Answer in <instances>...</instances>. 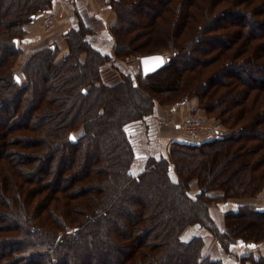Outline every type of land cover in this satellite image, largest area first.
<instances>
[{"label":"trees","instance_id":"16d2710c","mask_svg":"<svg viewBox=\"0 0 264 264\" xmlns=\"http://www.w3.org/2000/svg\"><path fill=\"white\" fill-rule=\"evenodd\" d=\"M169 2L174 0L161 4ZM234 3L214 13L213 0H177L176 8L163 9L176 11L168 18L171 32L168 24L151 22L167 39L140 50L131 49L129 40L121 43L136 24L125 13L128 0H118L113 43L125 46L124 51L116 48L115 56L106 48L105 54L91 44V33L82 26L67 32L71 45L63 57L57 59L56 46L34 51L24 66L26 79L19 77V82L13 66L22 52L24 27L56 10L55 0H0V123L7 113L11 123L0 130L5 140L0 144V221H8L0 232L4 237L15 232L16 237L12 247L0 252V264H224L202 250L203 232L215 236L225 252L234 251L235 244L263 242L264 232H251L264 227V205L241 204L226 211L225 232L217 230L210 214L214 186L225 199L264 190V138H254L255 133L264 135V110L257 108H264V94L249 103L245 97L254 89L264 92V62L257 50L250 59L252 41L264 36V19L254 17L255 9H242L246 0ZM224 18L241 28L213 38V31L226 28L213 23ZM191 22L188 33H196L198 43L219 44L210 49L218 50L214 55L202 59L191 55L192 49L182 52L191 41L185 44L184 38L190 36L175 37L174 29L182 33ZM197 33L208 35L200 39ZM228 40H241L238 54L247 59L226 60L223 68L209 72L230 48ZM168 45L174 47L170 59L157 71L135 77L121 71L117 82L103 81L106 62L160 53ZM190 99L236 131L199 143L173 139L168 157L138 154L136 141L144 138L155 103L175 107ZM246 117L251 118L242 122ZM20 118L28 121L18 123ZM21 154L27 160H20ZM192 178L199 185L195 196L189 192ZM188 228L196 233L185 232Z\"/></svg>","mask_w":264,"mask_h":264},{"label":"rangeland","instance_id":"374dc122","mask_svg":"<svg viewBox=\"0 0 264 264\" xmlns=\"http://www.w3.org/2000/svg\"><path fill=\"white\" fill-rule=\"evenodd\" d=\"M103 1H104L106 8L110 9V11L113 13L114 17H116V21H117V18L119 17L118 16L119 15L118 9L120 8V6L118 4L116 5V2L118 0H115L114 9H112V7H111V4L114 5L113 0H103ZM164 1L165 0H152V1L147 3V1H145V0H128V2L130 4L128 5L127 9L125 10L126 11L125 13H126L127 17L134 19L136 25L133 28H131L129 31L124 33V35L122 36L123 38L121 37V43L123 44V42H124V44H126L127 40H129V45H130L131 49L138 47V49H140V50H144V49L147 50L149 47L153 46V45H151V43L152 44L158 43V42L160 43L163 41V39H167L166 38L167 36L165 33L161 34L155 28H157L158 24H160V23L161 24L166 23L165 27L168 28V26H167V24L169 25L168 18L170 19L173 15H175L176 11L172 10V13H170L169 11H167V12L163 11V9H166L165 7L176 8L177 7V4H176L177 0H174V3L169 2L167 5L163 6L161 3ZM242 1L243 0H236V1H234V0H213V11H215L214 13H216V12L221 11L222 9L226 10V9L232 7L233 4H235L234 2H242ZM246 1H247V3L242 6V9L248 10L250 12H253L255 9V10H257V12H255L254 17L264 19V0H246ZM126 2H127V0H126ZM204 4L206 5V3H204ZM166 10H168V9H166ZM87 13L88 14L85 13L84 15H82L84 21L78 22L79 25L76 24L75 26H72L69 29V32L70 31H78L79 29H81L82 26H84V28H85L84 30H89V33H92L94 30L89 24H94V23L95 24H102L101 23L102 17H101V15H99V13H96V12H92V13L87 12ZM58 15H59V21H60L61 16H60L59 12H58ZM152 15H154V17H150ZM167 15H170V17H168ZM181 15H182V10H181ZM162 16H163V18H162ZM208 17H210V16H208ZM151 18H154V19L150 20ZM211 19L212 18L210 17L208 21H210ZM154 20L156 21V23H158L157 25L154 23L151 24V22H153ZM203 21L204 22H202L201 24L207 23V20H203ZM177 23H178L177 24L178 26L181 25L180 22H177ZM58 24H59V22L56 24V26ZM213 24L218 26V27L219 26L220 27L226 26V28L225 27L218 28L216 31H213L212 34L214 33L216 35V36H212L213 38H217V37L223 38V36H229V34H230L229 30H231V29L235 30V29L241 28L238 25L233 26V24H235V23L230 21V18H227V19L224 18L220 21L214 22ZM29 25H31V23L27 24L24 27V35L22 37L21 44H20V48H21L22 52L16 58V60H15L16 62L13 66V71L16 73V75L18 77H20L23 80V82L26 79L25 74L23 72L24 66L26 67L27 60H28L29 56L34 51H37V50L42 49V48H46L48 46H56L58 49L57 50L58 51L57 59L63 57L65 54L62 52L64 44H62V46H60L59 43L56 41L50 42L49 40L47 41L46 39L41 40L42 39L41 38L37 41V43H34L32 45L29 44V41L25 39V35L27 34V29H28ZM187 26L188 27L185 30L183 29L182 33L179 32L180 28H178L177 30L174 29V36L175 37L182 36L184 38L185 36H190L189 40H188V38H184V40L186 39L184 41L185 44H187L186 41H188V42L190 40L191 41L188 43L186 48H184L185 50H182V52L183 51L187 52L188 49H190V50L192 49L191 55H194V57H196V55H197V56H200L202 59H204V58H207L211 55H214L218 51V50H210L213 47L218 48L219 47L218 43H214V45L213 44L210 45L208 43L210 40H207L208 42H204L201 44L198 43L197 40H195V34L196 33H193V35L188 33L190 27H193L192 22L189 23ZM169 27H170V32H171V26L169 25ZM41 30L35 28L33 33L36 35H39V36L41 34L45 35L46 34L45 30H42V31ZM112 30L113 29L111 26L110 27V34L112 35V38L114 40ZM114 33H116V37H117V31H115ZM92 34H91V40L94 37ZM207 35H208V33L205 35L203 33H201V34L197 33V36H200L199 37L200 39L207 37ZM192 37L194 38L193 40L191 39ZM108 39L109 38L107 37L106 34H100L97 38V42H100V46L103 50H105L107 48V49H109V53L111 55L116 56L115 50H116V48L119 49V47H121V45L117 44L116 42H115V44L111 43L113 41L112 40L110 41ZM64 40L68 46V49H70L71 40L69 41L67 35H65ZM240 41H236V42L233 40L226 41V44H230V45H228L230 48L227 49L224 52V54L222 53L223 55H219V57L216 58V61L210 66L211 68L209 67L210 69L208 71L213 72L216 69L220 68L221 65H223L225 63L224 61H226V60L230 61L232 59H235V60L247 59V58H242V57H244V53L238 54L239 50H241L238 48V46L240 45ZM263 43H264V36L256 38L255 40L252 41L251 45H253V47H252V53L250 55V59L253 56L254 51L257 50L256 55L257 56L260 55L259 60L261 62H264V46L259 47V45H263ZM91 44L93 46H96L93 43H91ZM254 44L257 45L256 46L257 48L254 47ZM170 46L171 45H168V47L166 46V47L160 48L159 49L161 51L160 53H163L165 56H170L169 53H171L172 49L174 48V47H170ZM258 47L261 48L262 50H259ZM96 48H98V46H96ZM124 48H125V46H122L120 48V50L124 51ZM202 48L208 49V50H206V52L202 53L200 51V49H202ZM104 53L106 54L105 51H104ZM141 56H142V54L135 53L132 55L130 54V56L128 58L122 57V56L118 57V58L116 57L114 63L106 62V64H104L105 69L102 71L103 81L110 84V83H115L118 80H120L121 71H120V68L117 67V66H119V64L122 66V71H124L126 73H130V75L132 77H135L140 72L142 73L141 64H140ZM237 56H239V57H237ZM250 59H248V60H250ZM223 67H224V65H223ZM223 67H221V68H223ZM206 75H207V73L203 77H206ZM254 77H255V75H254ZM262 77L264 78V75ZM230 78L232 79V77H230ZM186 82H188L190 84L189 80H187V79H186ZM187 88L190 89L191 86H189ZM249 93H247L248 95L245 94L246 101L248 103L251 100H253L254 98H258L260 95L264 94L263 90H259V89L258 90L254 89L251 92L249 91ZM259 104H260V102L257 103V106ZM192 107H195L196 109L194 110V108H192ZM155 108H156V111H155L151 121L149 122L148 127H146L144 130V138H143V135H141V136H139V138L142 137L143 139H138L136 141V145H137L136 150H137L138 154L139 153H141V154L148 153L151 155L152 153L153 154H156V153L159 154L162 152L163 154H165V156L168 157L170 147H171V142L173 139L178 138V139H183L186 142L189 141L191 143H199V142L206 140V139H213V138L219 137L225 133H232L233 131H236L235 128L233 129V127H229V125H226L225 123H223L221 121V119L217 116V114H215V115L209 114L205 110L199 109L198 106H196L194 104L192 99L186 101L183 104L176 105L175 107H173L171 105V103L164 104V103L156 102ZM252 108H254V107H252ZM257 108H258V110H261V111L264 110V108H259V107H257ZM249 109H250V107H247V110H249ZM8 112H9V110H8ZM9 115L10 114H8V113H7V115L5 114L6 119L3 121L2 124L0 123V128H1L0 130H6L7 127H9V124H11V123H9ZM251 117H252V114H251ZM251 117H246L244 119V121H242V122L249 121V119ZM25 121H28V119L27 118L21 119L20 121H18V123H20V122L23 123ZM241 124H245V123H241ZM1 133L2 132H0V134ZM82 133H83V129L81 128L78 131H76L74 134L76 137H79L82 135ZM238 133L240 135L243 133V131L238 132ZM252 133H254V132H252ZM255 134H256V136H254V138H257V139L264 138V135H262V134H257V133H255ZM23 137H25L24 134L20 135V137L18 138V140H20L21 145L24 144V142L22 141ZM257 139H251L252 141H250V142L255 145L258 142ZM140 140L142 141L143 146L140 145V143H139ZM1 143H5V140L0 139V144ZM236 148H238V147H236ZM233 154L236 155L237 153H233ZM24 157H25L24 160H27V157L25 154H21L19 156L20 160H22V158H24ZM145 160H147V157L143 158L142 164L145 162ZM136 165L140 166L141 163L139 161L136 162L134 168H136V167L137 168L134 170V174L137 173L138 168H139ZM230 166L232 167L233 164H230ZM24 172H26V171L25 170L20 171V173H22L25 176L26 174H24ZM175 176H176V174H175ZM219 180L220 179H217L216 181L219 182ZM223 180H221V181H223ZM216 181H213V183L214 182L216 183ZM67 183H68V181H67ZM213 183H212V186H213ZM221 183H223V182H221ZM217 184L218 183H216V185ZM72 191H74V190H72V189L69 190V193ZM198 191H199L198 180L196 178H192L190 181L189 192L191 195L195 196ZM210 194L215 195V197H216L213 201H211L209 203V205H211L210 214H211L212 219L214 220V223L216 225L217 230L220 232H225V230H226L225 218H224L225 217L224 213L226 211L232 210V209L237 210V209H239L238 206H240L241 204L264 205V190L260 191L256 195H246L245 197L239 196V197H232L229 199H225V198H223V192L221 191V189L214 186L212 189V192L210 191ZM0 199H2V198L0 197ZM235 201H240L242 203L237 202V203H235L236 206L231 205ZM221 217H223V218H221ZM7 223H8V221H6V223L3 221H0V227H2L3 225H6ZM192 230L193 229L188 228V230H186L185 232L192 234V232H193ZM252 230L253 231L251 233L256 231L259 234H261L262 232H264V227L261 226V229H260V227H257V229L254 228ZM193 233H196V231L194 230ZM202 234L203 235L205 234L204 238H203L204 239V245H203V249H202L204 251V253L206 251L205 254L208 253L209 256L211 258H214V259L221 258L222 262L224 264H257L253 261L255 259H258V260L261 259L262 262H264V252L262 253V251H263L262 249H264V240H263V242H258V244L253 245L251 247H248L245 245L240 246L238 244H235L233 247L235 249L234 251L225 252V250H223L222 246L219 245V242L217 241L215 236L208 233L207 231L203 232ZM4 235H5L4 232H0V252H2L3 250H8L10 245L12 247L14 245L13 240L15 241V238H16L15 232H9V235L7 237L6 236L4 237ZM183 236H184V234H183ZM207 236H210V237H207ZM4 238H6V239H4ZM205 238H207V239H205ZM3 240H6V241H3ZM205 244H206V248H205ZM256 247H260L261 250H257ZM163 249L164 248L161 247L159 249V252ZM207 249H208V251H207ZM245 249H247V251L242 252V251H245ZM147 251H151V250L147 249ZM156 251H158V250H156ZM243 255L246 257L243 258Z\"/></svg>","mask_w":264,"mask_h":264},{"label":"crops","instance_id":"0c3cea01","mask_svg":"<svg viewBox=\"0 0 264 264\" xmlns=\"http://www.w3.org/2000/svg\"><path fill=\"white\" fill-rule=\"evenodd\" d=\"M54 8L58 10V12L60 13L62 21L60 20L59 24L56 27H54L52 30L48 32L45 31L46 34L45 35L41 34L40 37L39 35L33 33L35 28L41 30L39 23L40 19H37V21L33 22L31 25L28 26L27 34L25 35V39L29 41V44L32 45L34 43H37V41L41 38H42L41 40L46 39L47 41L49 40L50 42L56 41L59 43L60 46L64 44L62 52L66 53L68 50V46L64 40L65 35L72 26H75L76 24L79 25L78 22L84 21L82 15H84L85 13L88 14L87 12H91V13L96 12L99 13V15H101L102 17V21H101L102 24H95V23L89 24L94 30L92 32L93 34L91 33L94 36L93 39L91 40L92 43L98 46L99 48H101L100 42H97V38L100 34H106L107 37L109 38L108 40L113 41L112 35L110 34V27L114 25L116 21V17H114L110 9L106 8L103 0H55ZM104 51H106V49ZM117 67H119L120 71H122V66L120 64ZM237 202L242 203L240 201H235L231 205L236 206L235 203ZM205 248H206V244H205ZM256 249L261 250L260 247H256ZM262 250L263 253L264 249ZM246 251L247 249H245V251L242 252H246Z\"/></svg>","mask_w":264,"mask_h":264},{"label":"water","instance_id":"95a60500","mask_svg":"<svg viewBox=\"0 0 264 264\" xmlns=\"http://www.w3.org/2000/svg\"><path fill=\"white\" fill-rule=\"evenodd\" d=\"M159 58V59H157ZM169 56H165L163 53H156L150 55H143L140 59L141 69L144 76L151 74L161 67H163L168 61ZM148 61L147 64L144 61ZM19 77L17 76V81H19Z\"/></svg>","mask_w":264,"mask_h":264},{"label":"built area","instance_id":"2783aa9c","mask_svg":"<svg viewBox=\"0 0 264 264\" xmlns=\"http://www.w3.org/2000/svg\"><path fill=\"white\" fill-rule=\"evenodd\" d=\"M59 22V15L56 10H49L40 16V28L45 31L52 30Z\"/></svg>","mask_w":264,"mask_h":264},{"label":"snow or ice","instance_id":"6c2138e0","mask_svg":"<svg viewBox=\"0 0 264 264\" xmlns=\"http://www.w3.org/2000/svg\"><path fill=\"white\" fill-rule=\"evenodd\" d=\"M157 59H159V58H157ZM144 63H145V64H147V63H148V61L146 60V61H144Z\"/></svg>","mask_w":264,"mask_h":264},{"label":"bare ground","instance_id":"6f19581e","mask_svg":"<svg viewBox=\"0 0 264 264\" xmlns=\"http://www.w3.org/2000/svg\"><path fill=\"white\" fill-rule=\"evenodd\" d=\"M198 118V117H197ZM192 137V136H191ZM202 139V138H201Z\"/></svg>","mask_w":264,"mask_h":264}]
</instances>
